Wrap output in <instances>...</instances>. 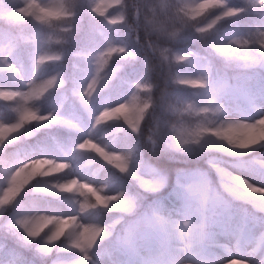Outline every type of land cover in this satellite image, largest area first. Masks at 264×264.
<instances>
[{
    "label": "snow or ice",
    "instance_id": "obj_1",
    "mask_svg": "<svg viewBox=\"0 0 264 264\" xmlns=\"http://www.w3.org/2000/svg\"><path fill=\"white\" fill-rule=\"evenodd\" d=\"M0 37V101L10 102L0 106V216L27 185L70 167L46 157L17 162L7 154L32 126L76 127L38 107L69 79L71 96L85 110L119 82L125 91L95 115L93 129L120 122L130 134L112 150L84 139L78 150L105 161L113 176L102 184L77 178L50 184L52 195L75 198L72 211L12 216L0 233V264L49 258L51 264H264V173L246 179L212 159L230 199L203 174L177 170L164 202L148 204L146 196L169 182L140 146L146 137L152 155L169 156L264 148V0H0ZM184 41L196 50L181 47ZM69 57L76 60L71 78ZM237 98L255 118H227ZM145 168L158 177L148 186L140 180ZM122 180L128 187H110ZM138 186L143 191L130 190ZM234 201L251 208L238 209ZM104 211L120 216L110 223L88 219ZM116 224H123L119 231Z\"/></svg>",
    "mask_w": 264,
    "mask_h": 264
},
{
    "label": "rangeland",
    "instance_id": "obj_2",
    "mask_svg": "<svg viewBox=\"0 0 264 264\" xmlns=\"http://www.w3.org/2000/svg\"><path fill=\"white\" fill-rule=\"evenodd\" d=\"M41 2V0H39ZM53 0H48L49 3H52ZM3 42V38L0 37V43ZM132 43V39H130V42ZM190 44L189 41H184L180 44L186 45ZM195 47V45H192ZM187 48L193 49L191 46H187ZM196 48V47H195ZM150 53V52H149ZM151 55V53H150ZM152 56V55H151ZM154 58V57H152ZM155 59V58H154ZM156 61V59H155ZM152 61V65H155L156 62ZM154 75L156 76V79L160 81L159 88H163V80L160 79L156 72L153 71ZM114 87L107 91L105 94L101 93L99 97L96 98L95 102L91 106L90 110H82L79 108L78 103L73 100L69 99L67 97L66 91H63L59 93L55 98H53L49 103L40 105V108L42 111L54 114L59 117H64L65 119L70 120L71 122H74L76 127L81 131L80 133H77L74 130H66L62 129L59 131H55L51 137L44 138L43 139V150L39 152L38 150H34L32 153L28 155L22 156V154L14 156L15 160L17 162L27 161L30 159L37 158L42 155L46 156H53L58 159H64L70 167L68 168L70 176H76L80 180L83 181H91L94 183H103L105 181V177L107 175L108 169L99 167L100 164H94L88 167L87 171H82L79 166L78 162L75 160V153H74V147L77 143L81 142L82 140L86 138H91V123L93 116L96 114L97 110L99 108H104L106 106H110L111 104H114L116 100L121 98L122 93L125 91L122 87L119 86V82H114ZM181 87H186L184 85H181ZM157 94L159 95V89L157 90ZM157 95V96H158ZM67 97V99H65ZM257 115V112L248 106H246L242 99L237 98L232 105L231 110L228 112L227 118L232 120H246L250 121L251 119L255 118ZM110 127H106L99 131L97 136L108 134ZM128 132L125 130V134L121 135L120 137H117V140L115 142H112V140L115 138L114 135L108 134L106 139L104 140L105 143L107 142V148L108 150H112L113 148L117 147H123L126 142H129L130 134L126 133ZM52 140H54L60 147V149H57L53 146ZM99 141H101L100 138H98ZM140 143L146 144L148 149L150 150V146L146 142V137L142 138L140 140ZM215 152H218V150H212L211 157L208 158L207 164L208 167L211 169H200V168H191V169H179L185 171L189 176H196L203 174L206 179L208 180L211 187H213L215 190L221 192L226 198L228 197L227 193H223V189L221 187L220 178L217 175V172L215 170V167L212 166L210 161L212 159H216L217 161H220L221 167H224L227 169L228 172H230L233 175L236 176H242L246 179H254L255 176L264 173V148H258L255 151H250L248 153L242 154V155H233L234 158H228L219 154H216ZM252 152H255L253 155H251ZM225 153V152H224ZM203 155V154H202ZM166 157L170 159H182L185 162H187L192 157H197V155L187 156V155H175V156H169L166 155ZM201 156V155H199ZM149 165L154 167L159 171V173L163 174L161 170L156 167L154 164L148 162ZM97 174V175H96ZM177 178V171L175 172L174 179L172 184L175 182ZM158 179L156 175H154L150 170L147 168L144 169V171L140 174V180L143 182L145 186H148L155 182V180ZM215 180V181H213ZM5 183V178L2 177L0 181V187L2 188ZM171 184V185H172ZM95 186V185H94ZM100 187H104V185H100ZM121 187H128V181H120L116 182L113 187H111L113 190L119 189ZM131 191H143V189L139 188V186L133 189H130ZM171 191V186L164 188L160 193L156 195H147L146 200L144 203L152 204V203H159L164 202L165 198L168 196L169 192ZM30 199L37 207V211L39 212H51L54 215H65L69 213L66 211L63 207L60 205L54 203L51 200H46L37 193H34ZM242 203L247 204L244 201H240ZM249 205V204H248ZM251 206V205H250ZM132 217H130L128 220H130ZM117 219V216L115 214H108L104 218L97 219L95 221H99L102 223H110L112 220ZM3 228L2 225H0V229ZM0 259H3L2 256H0ZM9 264H12L11 261H9Z\"/></svg>",
    "mask_w": 264,
    "mask_h": 264
},
{
    "label": "trees",
    "instance_id": "obj_3",
    "mask_svg": "<svg viewBox=\"0 0 264 264\" xmlns=\"http://www.w3.org/2000/svg\"><path fill=\"white\" fill-rule=\"evenodd\" d=\"M37 2L39 3L40 1L37 0ZM52 2H54V0ZM130 39L131 38H129L128 42H130ZM134 39H135V36H133V40ZM189 42H190V44L181 45V47L191 46L193 49H196L195 47H197V45L191 41H189ZM192 45H195V47ZM142 54L148 57L149 62L152 65V61L154 62L155 59L152 58L150 53L147 50H145ZM75 62H76L75 58L69 57V67L66 70V75L69 76V78H71V76L73 74V69L71 68V64L75 63ZM150 75L152 76L153 80L158 84V86H160L159 85L160 81L158 79H156V76L154 75V73L152 72V73H150ZM114 85H115V83H114ZM114 85H113V87H114ZM71 89H72V83H71V79H69V83L67 84L66 89L61 90V91H57V92L51 94L49 97L45 98V100L40 105L49 103L59 93L66 91L67 97L69 99L75 100L78 103L79 108L82 110H85L79 104L78 100H76L75 98H73L71 96ZM106 92H104L103 94H105ZM5 103H10V102L0 101V106H2ZM40 105L38 107H40ZM102 109L103 108H99L95 115H97L99 113V111H101ZM42 113L43 114H49L48 112H45V111H42ZM95 115L93 116L92 123H91V129H90L91 139H93L97 143H100L103 147L107 148V146H106L107 142L105 143L104 140L106 139L108 134L111 133V135H114L115 138L112 140V142H115L117 140V137H120L121 135L125 134L124 132H125V130H127V128L125 126H123L122 123H120V122H113L111 124L103 125V126H100L98 128L93 129V123H94ZM61 118L65 119L64 117H61ZM66 120H68V119H66ZM72 123L75 124L74 122H72ZM106 127H110L109 132H107L108 134L97 136L98 135L97 133ZM62 129L74 130L77 133L81 132L77 127L70 128V127L65 126V125H52L50 127H40V128H36L35 126H32L30 129H26L21 134L20 139L12 142L9 145V147L7 149V154L14 157V156L19 155V154H22V156L28 155V154L32 153L35 149L38 150L39 152H41L43 150V147H44L43 139L51 137L55 131H59ZM126 133H129V132H126ZM98 138H100L101 141H99ZM81 142H83V140ZM81 142L77 143L73 149H74V153H75V155H74L75 160L78 162V166L82 171L86 172L89 166L94 165V164H98V163L100 164V166H99L100 168L101 167H103V168L110 167V165H106L105 161H103L99 157H96L94 154L80 152L78 150V145ZM52 144L55 148L60 149L59 145L54 140H52ZM140 146L143 149L145 160H147V162H151L156 167H158L161 170V172L163 173V175L167 177L168 182H169V187L171 186L173 179H174L175 172L178 169L201 168V169L211 170L207 164L208 158L211 157V155H213V153H211V152L203 154L201 156L192 157L187 162H185L184 160L179 159V158L170 159V158L166 157L165 155H152L151 151L148 149L146 144L140 143ZM60 150H62V149H60ZM215 153L222 155V156H225V157H228V158H234L233 155H228L227 153H224L221 151H218ZM254 153L255 152H252L251 155H253ZM41 157L54 158L58 162L67 163L64 159L61 160V159H58V158L53 157V156L49 157L46 155H42V156H39L37 158H41ZM103 164L106 165L107 167L104 166ZM54 176H58V177H52V178H48V179L38 178L37 180L33 181L32 184H29L26 186V188H25L24 192L22 193L20 199L18 200L17 204L12 209H10L7 214H5L4 216H0V225L3 226V228L0 229V233L5 232L7 221L12 216L19 217L20 215L33 214V213H44V214H48V215H54L51 212H45V211L39 212V211H37V207L35 206V204L30 199V197L34 193H37L38 195H40L41 197H43L46 200L53 201L54 203L63 207L68 212L72 211L73 205H72L71 201H74L75 198L69 197L67 194L52 195L49 191V185L52 183H57V182L63 183V182H66L70 179H73V178H77V179H79V178L76 176H70L68 169L66 170L65 173H55ZM112 176H113V173L108 169L107 175L105 177V181L108 180ZM1 179H2V177H0V181H1ZM213 181H215V180H213ZM115 183L116 182L114 181L110 185V187H113L115 185ZM17 199H18V197H17ZM229 199H230V197H229ZM233 203L238 209H250L251 208V206H249L248 204H244V203H241L239 201H234ZM6 207H9V206L6 205ZM110 213L115 214L117 216V219L120 216V214L116 211H112V212L104 211V212H100V213H92V214H90L88 219L95 221L97 219L106 217ZM129 217L130 216H128L126 214L125 220H127ZM122 225L123 224H116V226H115L116 230L119 231L120 228L122 227ZM4 243L9 247L13 246L11 240L5 241ZM23 254L25 255V257H27L29 259H31L33 256V254L31 252H28L27 250H23ZM11 263H12V261H11ZM37 264H40L39 260H37ZM44 264H51V258L45 260Z\"/></svg>",
    "mask_w": 264,
    "mask_h": 264
}]
</instances>
